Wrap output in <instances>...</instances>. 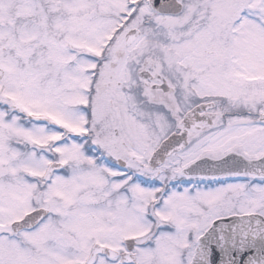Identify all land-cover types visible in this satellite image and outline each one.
<instances>
[{
	"label": "snow or ice",
	"instance_id": "1",
	"mask_svg": "<svg viewBox=\"0 0 264 264\" xmlns=\"http://www.w3.org/2000/svg\"><path fill=\"white\" fill-rule=\"evenodd\" d=\"M0 264H264V0H0Z\"/></svg>",
	"mask_w": 264,
	"mask_h": 264
}]
</instances>
